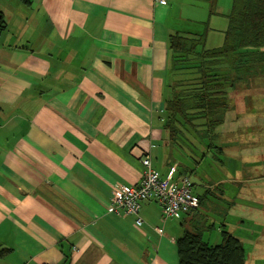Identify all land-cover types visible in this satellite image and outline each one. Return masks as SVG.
Here are the masks:
<instances>
[{"label": "crops", "instance_id": "1", "mask_svg": "<svg viewBox=\"0 0 264 264\" xmlns=\"http://www.w3.org/2000/svg\"><path fill=\"white\" fill-rule=\"evenodd\" d=\"M223 1L210 25L227 28L231 6ZM200 4L0 0V264H178L177 239L200 228L199 208L223 180L205 183L203 194L192 181L201 202L181 219L163 220L159 205L145 201L137 226L136 216L107 206L115 186L139 183L144 155L159 176L174 168L178 177L190 169L180 156L222 152L192 137L194 152L174 146L164 128L169 36L203 31L179 28L197 22L181 8ZM228 216L220 232L231 233Z\"/></svg>", "mask_w": 264, "mask_h": 264}, {"label": "trees", "instance_id": "2", "mask_svg": "<svg viewBox=\"0 0 264 264\" xmlns=\"http://www.w3.org/2000/svg\"><path fill=\"white\" fill-rule=\"evenodd\" d=\"M215 2L210 0V14ZM227 18L219 47H205L207 25L198 34L169 36L173 82L172 97L165 104L164 128L170 144L190 152V137L207 148L220 149L212 140L216 128L224 123L230 89L244 73L257 67L264 71V0H232ZM176 246L178 264H246L241 240L227 231L221 232V242L212 245L203 240L200 228L186 230Z\"/></svg>", "mask_w": 264, "mask_h": 264}, {"label": "rangeland", "instance_id": "3", "mask_svg": "<svg viewBox=\"0 0 264 264\" xmlns=\"http://www.w3.org/2000/svg\"><path fill=\"white\" fill-rule=\"evenodd\" d=\"M200 3L196 9L187 6L181 8L184 16L192 14L190 12L197 14L193 17L197 22L183 21L184 26H179L180 31L205 30L207 19L214 13L209 12L210 0H200ZM227 4L232 6V0H228ZM174 12H179L177 7H174ZM208 25L205 46H219L223 41L221 30L226 27L223 29L220 23ZM259 68L242 73L243 79L239 82L241 88L230 91L234 98L229 96L228 118L218 127V135L212 140L221 146L222 152L212 148L201 160L199 156L203 150L193 151L192 160L180 156V162L190 168L186 170V175L195 183L199 194L204 193L205 183L223 180L212 193L207 194L199 208L198 213H202L203 217H200L197 225H200L203 240L212 245L221 242L220 225L226 214H232L226 219L229 222L227 230L241 240L246 250V264H264V71ZM204 142L206 144L209 140ZM194 159L198 160L197 165ZM225 188L232 189V192L223 194ZM239 190L241 192L236 199L234 195ZM209 224L212 227L209 228Z\"/></svg>", "mask_w": 264, "mask_h": 264}, {"label": "built area", "instance_id": "4", "mask_svg": "<svg viewBox=\"0 0 264 264\" xmlns=\"http://www.w3.org/2000/svg\"><path fill=\"white\" fill-rule=\"evenodd\" d=\"M159 4H167V0H156ZM144 166L143 176L137 185H117L112 190L107 212L136 216V225L142 226L143 219L139 212L142 203L154 201L160 207L161 217L181 219L198 207V197L193 193V183L188 176L175 177V169L171 168L165 177L152 170L150 158H141ZM158 234L163 229L155 227Z\"/></svg>", "mask_w": 264, "mask_h": 264}]
</instances>
